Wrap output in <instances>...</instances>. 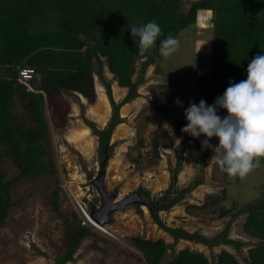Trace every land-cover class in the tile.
Returning a JSON list of instances; mask_svg holds the SVG:
<instances>
[{"label":"rangeland","instance_id":"1","mask_svg":"<svg viewBox=\"0 0 264 264\" xmlns=\"http://www.w3.org/2000/svg\"><path fill=\"white\" fill-rule=\"evenodd\" d=\"M211 17L210 10H199L196 22L178 33L176 39L179 47L167 60L158 53L143 73L140 71L143 58L135 63L132 79L136 80L140 76L142 79L137 84L136 98L120 108L123 120L112 134L114 149L102 185L109 203H117L139 187L154 197L159 196L168 186L171 171L181 154V168L184 171L180 172L179 182L173 191H180L188 181L189 185L182 191V199L176 206L162 214L163 222L170 226L183 225L188 231L202 233L210 242L223 240L226 234L229 239L243 244L226 243L207 247L192 241H171L168 234L154 224L149 212H143L133 199L116 210L107 211L105 226L108 231L87 220L82 208L94 212L102 209L104 203L94 182L89 181L85 175L86 171L94 175L97 172V143L92 133H85L87 127L82 113L85 111V117L95 121L98 126L107 117L97 120L91 114L103 109L100 94L108 102L101 88H97L100 82L94 75L93 102L90 103L76 92L62 93L64 101L67 100L69 104L65 126H57L51 120V110L44 108L55 174L21 179L11 185V199L16 204L9 207L0 225V264H50L63 252L65 230L63 219L56 215L51 202L54 189L58 192L59 207L71 224L76 225L78 220H82L92 230L111 239L103 242L88 236L74 254V260L66 264H146L142 252L132 243L135 235L163 238L169 245L166 259L171 258L179 249L188 247L202 251L214 263L218 253L225 249L241 264H248V249L257 245L260 239L244 230L243 223L248 212L244 207L254 202L264 188V164L244 179L230 178L211 159L213 149L202 146V141L206 139L203 134L193 137L182 131L187 124L185 110L190 105L186 103V98L189 97L191 103L195 101L202 87L201 76L209 73ZM100 60L104 63L103 76L111 82L113 97L119 101L126 88H120L113 82L114 76L105 64L106 58L100 56ZM97 67L98 62L93 61L94 72ZM173 91L176 96L171 101ZM166 105L167 115H164L163 107ZM154 135L158 137L155 146L152 143ZM69 138L73 141H69ZM171 138L170 146H164V142ZM209 143L216 146L218 139L212 137ZM2 167L7 178L18 172L10 158L4 159ZM196 183V186H191ZM222 190H225L224 199L210 203V199ZM233 200L237 201L234 207ZM91 203L96 209L92 210ZM223 209H228V212L221 216Z\"/></svg>","mask_w":264,"mask_h":264},{"label":"trees","instance_id":"2","mask_svg":"<svg viewBox=\"0 0 264 264\" xmlns=\"http://www.w3.org/2000/svg\"><path fill=\"white\" fill-rule=\"evenodd\" d=\"M199 10L212 13V52L209 73L201 76L202 87L192 103L204 100L210 106L216 97L223 95L230 81L245 80L248 63L264 54V0H0V225L9 207L16 204L11 199L12 184L55 174L44 108L50 109L51 120L63 127L69 113L63 92H76L93 102V60L101 65L100 56L106 58L117 85L128 88L125 98L134 97L136 85L142 79L141 76L132 79L137 60L143 58L140 62L143 73L159 53L160 42L168 34L176 38L180 30L195 23ZM152 20L159 24L163 35L141 56L138 38L131 36L129 25L142 26ZM22 67L35 71L27 84L17 79ZM107 91L113 101L109 87ZM175 96L173 91L170 100ZM186 103H191L189 97ZM167 108L163 107L164 115ZM218 115L223 118L227 112L220 108ZM171 142L172 138L164 146H170ZM152 143L153 146L158 143L157 136H153ZM5 158H10L18 168L8 178L2 167ZM224 197L222 190L209 202ZM51 202L56 215L63 219L65 246L50 264L73 261L88 236L96 241H111L82 220L71 224L59 207L55 189ZM236 204L233 200L232 207ZM244 208L248 211L244 230L260 239L248 249V264H264V188ZM227 212L228 209H223L221 216ZM181 235L198 236L187 232ZM132 243L142 252L146 264H241L225 249L211 263L203 252L188 247L166 259L169 245L163 238L135 235Z\"/></svg>","mask_w":264,"mask_h":264},{"label":"clouds","instance_id":"3","mask_svg":"<svg viewBox=\"0 0 264 264\" xmlns=\"http://www.w3.org/2000/svg\"><path fill=\"white\" fill-rule=\"evenodd\" d=\"M129 29L131 36L138 38L141 56L163 35L155 20L142 26L129 25ZM178 47L179 41L168 34L160 42L159 54L167 60ZM246 72L247 78L238 83L230 81L213 105L206 106L204 100L190 103L185 110L187 124L182 129L193 137L202 134L206 137L202 146L213 149L211 159L230 178L244 179L261 167L264 159V54L252 58ZM218 108L226 110L227 115L223 118L217 115ZM212 137L218 139V145L209 143Z\"/></svg>","mask_w":264,"mask_h":264},{"label":"water","instance_id":"4","mask_svg":"<svg viewBox=\"0 0 264 264\" xmlns=\"http://www.w3.org/2000/svg\"><path fill=\"white\" fill-rule=\"evenodd\" d=\"M96 61V60H93ZM101 61V60H100ZM103 64L101 62L98 63V67L96 72H94L93 69V76L95 75L97 79L100 82V85L97 88H101L103 93L105 94L109 105H110V115L106 119H104L101 126H98L97 123L93 120L88 119L85 117V111L82 113V118L84 123L86 124V127L88 128V131L92 133L96 137V163H97V172L94 175L93 173H90V171H86V177L89 181H93L97 192L102 195V198H104L103 207L100 210L87 211L85 208H82V212L84 216L89 220L92 224H94L96 227L103 229L105 231L107 230V227L105 226V222L107 221V211H112L120 208L126 201L129 199H133L137 201L138 207L145 212L146 210L149 212L150 216L152 217V220L154 224H156L157 227H159L160 230L168 234V237L173 240H183L188 241L191 243H198L199 245L207 246V247H215L219 246L220 244H226V243H232L235 245H241L243 243H240L239 241H235L233 239H229L230 237H227V235H224V239L220 241H214L210 242V240L202 233L196 232V231H188L183 225H168L167 223H164L162 220V214H164L167 210H170L172 207L176 206V204L182 199V191L186 190V186L189 185V181L185 183L183 186L184 188H181L180 191H173L175 189V185L179 182V175L180 172L182 173L184 170L181 168L183 161L181 159V154L178 159V161L175 163L172 171L170 180L168 183V186L166 187L165 191L162 192L159 196H152L151 193L147 190L142 189L141 187L133 190L130 193H127L122 199H119L117 203L108 202L104 194L103 190V178L105 175V169L107 167L108 161L110 157L112 156V151L114 149V142L111 141L112 134L117 126H119L122 123V117L120 115V108L125 105L129 100L136 98V95L132 98L126 99V94L128 92L127 87H120V88H126V92L124 93L123 97L116 101L113 97V91L111 82L107 81L105 77L103 76L102 67ZM106 64V62H105ZM107 66V65H106ZM114 76V75H113ZM113 82H116V78L114 76ZM95 87V84H94ZM107 87L110 89V95L113 99V101H110ZM137 88V85H136ZM136 90V89H135ZM137 93V90H136ZM81 96V95H80ZM115 117V118H114ZM196 184H192L191 186H196ZM141 195H144L145 198H142ZM90 206L93 209L94 205L91 203ZM137 217V215H136ZM176 231V232H174ZM187 232L189 234H195L198 236L194 237H185L181 235V233ZM201 236L205 240H200L198 237ZM226 240V241H225ZM244 246V245H243ZM252 245L251 247H253ZM250 248V247H249ZM198 251V250H195ZM202 252V251H201ZM205 254V253H204ZM206 255V254H205Z\"/></svg>","mask_w":264,"mask_h":264},{"label":"bare ground","instance_id":"5","mask_svg":"<svg viewBox=\"0 0 264 264\" xmlns=\"http://www.w3.org/2000/svg\"><path fill=\"white\" fill-rule=\"evenodd\" d=\"M99 99L102 101V106H103V109L102 111L98 110V111H95V112H92L91 114L93 115V118L97 119V120H102L103 116H106L109 112V104L108 102L106 101V99H104V97L102 96V94L99 95ZM91 115V116H92ZM88 131V128H85V133ZM82 134V133H81ZM72 138H69V141L71 140ZM82 139V138H81ZM86 139V138H85ZM91 139V138H90ZM88 140V139H87ZM73 141V140H71ZM91 141V140H90ZM92 143V142H91ZM87 146V145H86ZM83 147V146H82ZM79 148V147H78ZM84 149V148H83ZM80 150V149H79ZM86 150V149H85ZM81 151V150H80ZM87 153V152H85Z\"/></svg>","mask_w":264,"mask_h":264},{"label":"built area","instance_id":"6","mask_svg":"<svg viewBox=\"0 0 264 264\" xmlns=\"http://www.w3.org/2000/svg\"><path fill=\"white\" fill-rule=\"evenodd\" d=\"M34 74H35L34 68H32V67H22V68L19 69L17 79H18L19 82L27 84V81L29 79L33 78Z\"/></svg>","mask_w":264,"mask_h":264}]
</instances>
